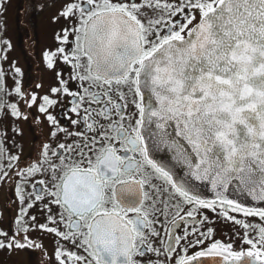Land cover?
<instances>
[{"label":"snow or ice","instance_id":"1","mask_svg":"<svg viewBox=\"0 0 264 264\" xmlns=\"http://www.w3.org/2000/svg\"><path fill=\"white\" fill-rule=\"evenodd\" d=\"M7 2L0 0V11ZM145 9L171 19L153 20ZM77 14L81 18L77 31L83 40H77L79 55L71 59L87 60L85 79L103 88L91 102L104 107L94 114L100 118L99 124L89 120L91 112L82 117L88 130L98 136L79 145H61L60 151L54 153L59 163L50 170L51 178L35 181L54 189L44 187L46 196L36 194L37 200L48 199L60 210L61 218H50L48 223L67 229L40 230L82 252L58 253L59 264H139L137 258L148 252L159 257L162 253L151 246L150 238L160 237L156 227L161 214L165 219L173 210L179 214L173 196L196 206L189 213L196 226L200 223L196 211H212L218 204L229 205L228 211L241 216L264 221V0H74L60 13L65 19ZM161 24L166 27L161 28ZM45 59L51 69L52 56L46 54ZM63 62L67 64L69 58ZM118 87L130 89V95L139 98V102L133 101L139 117L134 127L128 126L129 117L112 99L114 95L126 99L124 92L114 91ZM62 89L65 85L61 83L51 90V95L76 96ZM143 89L150 95H142ZM15 94L21 96L19 88ZM25 99L29 108L37 103L35 95ZM153 102L158 108L152 106ZM54 105V100L44 97L39 111L46 113ZM71 111L80 116L81 111L89 110L80 109L77 102ZM11 113L21 119L15 105ZM47 119L55 124L52 116ZM153 123L159 130V143L176 149L189 175L210 184L216 200L197 198L190 185H178L168 170L149 159L141 130ZM170 123L187 146L186 151L169 144L166 133ZM43 154L47 159V147ZM38 174H42L38 167L28 172L29 176ZM156 179L168 187H154L152 181ZM232 184L252 196L261 208L226 200L224 193ZM161 193L167 194V200ZM146 203L153 211L145 209ZM232 222L245 230L255 228ZM201 235L208 240L212 232L202 231ZM6 236L0 232V249L29 247V243L15 239L6 244ZM242 243L248 250L233 252L230 244L216 242L195 256L185 255L178 264H213L217 258L224 264H264V227L252 239L245 236ZM179 246L177 243L165 249L169 259L171 247Z\"/></svg>","mask_w":264,"mask_h":264},{"label":"flooded vegetation","instance_id":"2","mask_svg":"<svg viewBox=\"0 0 264 264\" xmlns=\"http://www.w3.org/2000/svg\"><path fill=\"white\" fill-rule=\"evenodd\" d=\"M73 2L74 0H8L0 11V83H3V110H5L0 206L3 205V232L7 234L4 242L7 244L15 239L17 242L29 243L28 248L3 249V264H59L56 255L60 252L82 255V252L73 244L60 241L54 234L40 230L43 227H53L62 232L67 231L58 225L48 223L50 218H61L60 210L48 199L37 200L36 198L38 193L46 196L44 187L54 190L52 186L35 184L37 179L48 181L51 178L50 170L59 163L54 153L60 151L61 145L69 147L79 145L89 137L98 136V133L88 130L87 124L82 119L83 116L91 112L93 115H89V120H94L97 124L101 123L100 118L94 114L104 105L91 101L93 96L103 91V88L95 85L90 79H85L88 75L87 60L71 59L73 55H79L77 40L81 42L83 40L82 35L77 31L81 28V18L78 14L68 19L60 15ZM137 2L139 0H132V3ZM162 2L177 3V0H162ZM81 7L85 5L81 4ZM145 11L153 20L171 19L170 16L160 12L148 9ZM173 22L176 21L173 20ZM160 27L163 28L166 25L161 24ZM64 39H67L69 43H61ZM61 50L63 55H59ZM46 54L52 56L51 69L47 66ZM65 57L69 58L67 64L63 62ZM17 72L20 73L19 76L16 75ZM61 83L65 85V89L61 91L74 92L76 96L53 97L51 90L59 88ZM17 88L20 89L21 96L15 94ZM114 91L125 93V100L115 95L112 99L121 106L122 114L129 117L128 126L134 127L139 117L133 101L139 102V98L130 95V89L118 87ZM31 95L37 97V103L29 108L25 98ZM44 97L54 100L55 105L48 108L46 113H41L39 108L43 106ZM77 102L80 109L87 108L89 111H81L80 116H76L71 109ZM12 105L18 109L21 119L11 118ZM25 116L27 119L23 118ZM47 116H52L55 124L49 122ZM59 129L65 131L60 132ZM73 132L79 135L71 137L70 134ZM53 133L56 135L53 136ZM45 147L48 150L47 159L43 154ZM92 156L95 157L94 152ZM149 159H151L150 156ZM32 167L40 168L42 174L29 176L28 172ZM143 170L145 173L149 171L147 167ZM151 175L155 176V173ZM152 185L156 188L168 187L159 179L153 180ZM1 194H3L2 197ZM161 195H164L167 200V194L161 193ZM173 199L179 205V214L177 215L173 210L168 214L167 219L161 214L156 227L160 237L159 239L150 238L151 246L162 254L156 257L148 252L137 258L139 264H153L154 261L158 264H178L185 255L195 256L216 242L225 246L230 244L233 252L248 250V246L243 245L242 239L245 236L252 239L253 236L258 235V229L264 227V221L259 218L245 217L235 211H228L229 205L224 204H218L212 211L198 209L195 215L200 223L196 226L189 216L191 209L196 206L184 204L175 196ZM29 205L34 206L29 207ZM145 209L153 211L147 203ZM158 210L155 209V211ZM23 213L26 215H22ZM186 216L189 217L187 220L184 219ZM205 220L209 223H204ZM232 221L254 225L255 228L245 230ZM24 229H27V232ZM202 231L205 233L211 231V238L205 240L201 235ZM191 232H195L196 235H188ZM177 237L180 238L178 241L174 239ZM184 237L187 238L184 239ZM202 241L203 244H201ZM177 243L180 246L171 247L172 259H169L165 249ZM193 243L197 246L193 247Z\"/></svg>","mask_w":264,"mask_h":264},{"label":"water","instance_id":"3","mask_svg":"<svg viewBox=\"0 0 264 264\" xmlns=\"http://www.w3.org/2000/svg\"><path fill=\"white\" fill-rule=\"evenodd\" d=\"M142 95L147 97L150 95V93L147 89H143ZM152 106L158 108V105H155L154 102ZM167 128L168 131L166 133V137L169 144L176 145V147L179 148L181 152L186 151L187 146L180 140L178 136L175 135V126L170 123L167 125ZM141 132L145 138V143L148 147V153L151 160L161 168L168 170L172 175L174 182H176L178 185H190L191 193L197 198L206 201H213L217 199L216 193L212 190L210 184L201 183L199 180L193 179L189 175L190 170L181 163L180 154L176 151V149L172 147H165L159 143V137L156 134L159 132V130L155 128V123L146 124ZM224 197L226 200L232 201L233 203L244 207L256 209L261 208V205L256 203L252 196L248 195L247 192L239 191L235 184L228 186V190L224 193ZM194 264H200V262H194ZM204 264H209V262L205 261ZM213 264H224V262L217 258Z\"/></svg>","mask_w":264,"mask_h":264},{"label":"rangeland","instance_id":"4","mask_svg":"<svg viewBox=\"0 0 264 264\" xmlns=\"http://www.w3.org/2000/svg\"><path fill=\"white\" fill-rule=\"evenodd\" d=\"M2 44V43H1ZM3 55V48L1 49ZM47 89V88H46ZM40 105L38 104V107ZM0 107L3 109V83H0ZM5 110L0 111V180L3 178V127L5 123L3 122V113ZM13 120L16 119L14 115H11ZM3 194H1L2 197ZM0 232H3V205L0 206ZM0 264H3V249H0Z\"/></svg>","mask_w":264,"mask_h":264}]
</instances>
